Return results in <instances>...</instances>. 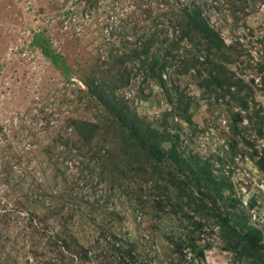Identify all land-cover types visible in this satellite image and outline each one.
<instances>
[{"label": "rangeland", "instance_id": "374dc122", "mask_svg": "<svg viewBox=\"0 0 264 264\" xmlns=\"http://www.w3.org/2000/svg\"><path fill=\"white\" fill-rule=\"evenodd\" d=\"M236 2L0 0V264H264L213 216L241 235L259 229L264 245V0ZM195 4L226 43L228 59L210 61L237 83L207 89L206 47L174 49L164 34L141 57L176 55L163 80L140 59L114 67L165 25L175 38L170 21ZM101 83L106 104L91 101ZM72 120L100 129L86 142ZM114 120L193 161L187 193L209 213L171 202L160 173L178 164H135ZM197 163L219 183L212 197Z\"/></svg>", "mask_w": 264, "mask_h": 264}, {"label": "trees", "instance_id": "16d2710c", "mask_svg": "<svg viewBox=\"0 0 264 264\" xmlns=\"http://www.w3.org/2000/svg\"><path fill=\"white\" fill-rule=\"evenodd\" d=\"M234 6H236V0H229ZM238 7V6H237ZM242 7L245 8V4H241ZM184 13L182 14H175V18L170 21L174 24V37L173 39L168 38L167 32L168 28L165 25L164 27L157 29L155 33L150 37L149 41L144 44L143 46H140L139 44L134 45L130 52L123 53V55H113V65L115 66H128L130 63L135 61V59H140L142 55L146 54L148 55L149 49L154 43L155 39L160 37L161 34H164L163 42L164 43H171V48H179V42L182 39H188L191 42H193L195 45L203 44L204 47L207 49V65H210L211 71H210V81L205 83V87L207 89H212L213 84L216 83L218 85H225V84H233L237 83L228 73V70L226 67L222 64L212 62L210 61V57L213 55H216V53H222V57L224 59H228V55L223 53L224 48L226 47V43L221 38V35L216 29L207 22V19L204 17V14L202 10L200 9V6L195 4L193 8L186 6L184 8ZM163 22H161L162 24ZM175 56L172 53H167L164 58L159 59L156 58L154 61L149 62L148 58H144L141 60V66L140 69L147 71L150 70V74L148 76L150 77H158L160 80H163V75L165 70L168 67V64L173 62L175 60ZM131 61V62H130ZM199 61V60H196ZM130 62V63H129ZM193 60H184V64L182 67V72L185 73V71L188 70V68L192 65ZM196 63V62H195ZM128 64V65H127ZM127 69V68H126ZM108 71V70H106ZM165 76V75H164ZM102 83L98 84V86L92 88L93 97L91 101H94L93 99H98L102 103H107L108 98L110 96L109 92H106L108 90L104 89L102 90ZM92 87V86H91ZM169 88H166V91H168ZM169 93V92H168ZM113 109L112 107H110ZM123 117L125 116V113L121 114ZM122 117V118H123ZM118 118L120 119L121 116L118 115ZM128 119V116L127 118ZM73 126L76 129V131L79 133V135L85 140L86 142H91L93 138L95 137L96 133L100 129V125L98 123L94 122H88V121H81V120H72ZM126 122V121H124ZM119 120H114L111 122L110 127L120 128V132L118 131L121 147L120 151L125 154L129 159L135 162V164L138 165H145L150 164L154 166V171L157 173L158 166L166 167L165 166V157L168 156L172 161L175 162V164H178L180 167L178 171H175L174 173H166L168 174V177H165L160 173V177H164V189L171 190L170 186L175 188V194L169 197V200L172 202V199L174 196H176L178 201H183L185 198V202L188 205H195L197 209L204 210L207 208L208 213L210 207L205 202L201 201L199 202V198L195 197L192 192L187 193V187L190 186L191 181L193 180V177L187 173L190 171V173L194 172L193 169V161L189 162L187 158H183L182 154L178 153L177 150L174 148L170 150V152L167 154L166 150L161 148L160 143L157 142V139L151 140L142 138L138 136L137 130L133 127H123L119 126ZM129 129V130H127ZM133 129V130H131ZM199 173L203 175L204 178L208 179L210 182V185L208 186V196L212 197V191H215L219 188V183H217L212 177H210V174L207 172V169L205 166H200L198 163ZM264 167V165H263ZM159 172V171H158ZM179 172L184 173L183 177L179 176ZM197 175V173H195ZM199 174V175H200ZM163 186V185H162ZM212 187V188H211ZM207 188V186H206ZM214 217L217 218L218 222L220 223L221 227L223 228V231L229 235L232 234V236H236L238 239V243L245 244L244 249L251 253V251H263L262 254L264 255V245L260 243V238L262 237L261 231L257 228H251L248 232L241 235L238 233L236 228L230 224V221L228 218L221 213L216 212V214H213ZM254 234V235H253ZM231 240H233L231 238ZM258 254V253H257ZM260 254V253H259ZM262 254L257 255L255 258V262L258 263L260 260H264Z\"/></svg>", "mask_w": 264, "mask_h": 264}]
</instances>
